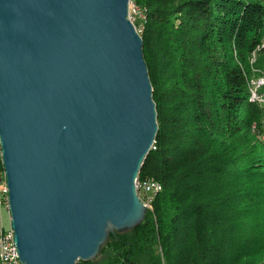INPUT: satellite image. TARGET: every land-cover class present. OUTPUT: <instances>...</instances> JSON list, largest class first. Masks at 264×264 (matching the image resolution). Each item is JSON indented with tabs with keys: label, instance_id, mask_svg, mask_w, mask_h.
Instances as JSON below:
<instances>
[{
	"label": "water",
	"instance_id": "water-1",
	"mask_svg": "<svg viewBox=\"0 0 264 264\" xmlns=\"http://www.w3.org/2000/svg\"><path fill=\"white\" fill-rule=\"evenodd\" d=\"M129 0H0V158L21 264L91 261L139 225L158 131Z\"/></svg>",
	"mask_w": 264,
	"mask_h": 264
},
{
	"label": "trees",
	"instance_id": "trees-1",
	"mask_svg": "<svg viewBox=\"0 0 264 264\" xmlns=\"http://www.w3.org/2000/svg\"><path fill=\"white\" fill-rule=\"evenodd\" d=\"M158 131L139 177L162 185L142 222L110 233L105 264H264V135L249 101L264 0H131ZM77 264H92L78 261Z\"/></svg>",
	"mask_w": 264,
	"mask_h": 264
},
{
	"label": "built area",
	"instance_id": "built-area-1",
	"mask_svg": "<svg viewBox=\"0 0 264 264\" xmlns=\"http://www.w3.org/2000/svg\"><path fill=\"white\" fill-rule=\"evenodd\" d=\"M129 20L134 24L137 20L143 25L145 22L144 13L136 7V5L129 0L128 3V16ZM135 26V25H134ZM136 28V27H135ZM143 26L136 30L139 34L142 31ZM255 53V52H254ZM253 53V54H254ZM264 87V75H259L257 77H251L249 80V101L260 105L264 103V94H261L259 90ZM5 171L2 166L0 158V209L5 208L8 212V194L6 186ZM162 185L151 178L141 179L139 174L135 179V190L141 201L145 206L146 210H152V205L157 194L162 190ZM8 219L10 224V215L8 212ZM14 231L10 226L5 228L0 222V261L2 264H21L18 256L17 249L14 243Z\"/></svg>",
	"mask_w": 264,
	"mask_h": 264
},
{
	"label": "rangeland",
	"instance_id": "rangeland-1",
	"mask_svg": "<svg viewBox=\"0 0 264 264\" xmlns=\"http://www.w3.org/2000/svg\"><path fill=\"white\" fill-rule=\"evenodd\" d=\"M135 27L138 29L139 27L143 26L142 23L140 21H136L134 22ZM251 70H252V75L251 77H257L259 75H264V52L262 51H257L254 54H252V58H251ZM261 94H264V87L261 88V90H259ZM262 110H264V103L258 105ZM260 128L262 131V135H264V116H262V118L260 119ZM147 211V210H146ZM150 211V210H148ZM0 222L3 224V226L5 228H7L9 226V219H8V212L5 208H1L0 209ZM158 249L155 250V261H158L160 264H164V262L162 261V259L160 260L158 255ZM150 254L148 253H135L133 260L137 263V264H152L151 260H150ZM105 256L102 255L100 252L97 254L96 257H94L93 260H91L92 264H105ZM0 264H2V262L0 261Z\"/></svg>",
	"mask_w": 264,
	"mask_h": 264
}]
</instances>
